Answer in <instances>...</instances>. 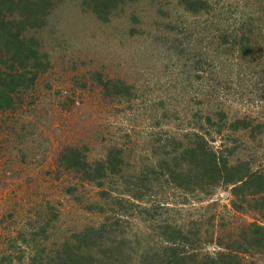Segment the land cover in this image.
Masks as SVG:
<instances>
[{"label": "rangeland", "instance_id": "rangeland-1", "mask_svg": "<svg viewBox=\"0 0 264 264\" xmlns=\"http://www.w3.org/2000/svg\"><path fill=\"white\" fill-rule=\"evenodd\" d=\"M194 1L132 0L101 16L80 0H56L28 32L38 46L34 83L0 108V264L6 255L29 262L27 240L48 222L51 237L99 224L103 214L85 206L110 205L87 172L111 166L122 172L101 181L125 199L114 200L127 212L119 231L128 237L118 236L125 253L140 254L152 239L160 256L159 227L169 218L199 225L210 251L220 249L206 239L217 230L233 246L254 242L244 234L252 222L264 224L261 195L240 201L236 184L189 194L169 181V169L182 161L174 152L206 128L230 163L264 169V0H208L199 13ZM244 30L254 32L252 44ZM243 44L258 50L243 53ZM246 119L262 129L236 127ZM262 250L252 247L245 260L264 264Z\"/></svg>", "mask_w": 264, "mask_h": 264}, {"label": "trees", "instance_id": "trees-1", "mask_svg": "<svg viewBox=\"0 0 264 264\" xmlns=\"http://www.w3.org/2000/svg\"><path fill=\"white\" fill-rule=\"evenodd\" d=\"M55 1L0 0V108L11 106L15 102L14 95L19 87L34 83L35 70L39 69L37 64L39 61L38 46L35 39L28 36V32L43 25L47 13ZM80 1L82 5L94 13L106 16L132 0ZM194 2L200 4L196 13L207 12L211 6L208 0H196ZM246 30L243 32L246 34L244 41L252 44L254 32L252 30L247 32ZM28 38H32L33 41L29 46L26 45ZM225 39L228 38L225 37ZM228 43L232 42L228 41ZM251 44H246V47L243 44L240 49L241 52L253 53V45ZM201 78H205L204 86L205 90H208L212 84L206 81L205 76ZM111 82V80L110 82H103L104 93H111V87L114 85ZM205 94L207 97L210 96L209 93ZM211 116L208 113L207 118L209 119ZM236 122V127L240 129L253 128V131L263 126L260 121L255 125L252 119L236 120ZM227 125L233 131L235 130L234 124L225 122L223 127L226 128ZM218 127L221 129L222 126ZM259 133L261 134L263 131L259 130ZM210 135L211 128H206L202 133L196 134V139L193 141L190 139L184 150L174 152L181 155L182 161L181 164H177L172 160L173 164L169 169V181L172 180L175 185H177L175 181H179L178 186L183 187L189 194L206 193V190L208 191L209 187H213V185L236 184L233 187V192L237 198L241 199L240 201L245 200L241 197L245 193L259 194L264 198V169H254L250 163L246 165L239 164L238 161L235 164L230 163L223 151H218L213 146L214 139ZM183 161L186 165L185 169H182ZM122 163L123 157L119 156L115 164L122 165ZM121 172L122 169L116 170L112 166L103 168V172L99 175L95 173L94 168L87 172L88 182L102 187L103 191L98 192L99 199H103L110 205L107 210L104 209V204L102 205L97 201L89 202L85 206L93 213L103 214L101 222L99 224L90 223L70 230L64 235L56 234L54 237H51L49 232L47 233L50 226L48 222L43 226V229L41 227L40 234L32 236L31 240H27L28 243L25 247L28 252H31L27 256L29 262L26 264H256L248 259L246 261V255L251 254L252 247L264 251V224L252 222L251 228L244 234L246 240L250 235L254 240L253 243L248 242V246L240 244L233 246L230 243L231 237H223L217 230V233H211L206 236V239L209 240H207L208 243L217 244L220 249L210 251L203 247L205 240L201 239L202 232L199 225L189 224L184 219L181 220L182 218H169L163 220L165 225L159 227L163 229L162 233L164 234L161 236L160 242H157V246L162 249L160 256L151 252V248L157 241L152 239L149 243L150 246L146 244L147 247L151 248L143 250L140 254L132 253L135 250L131 249L125 253L122 244L118 241V236L121 234L120 237L123 235L128 237L127 228L119 231L120 227L122 228L121 222L126 221L127 212L116 209V204H114L115 198L125 199L117 190L114 194L110 187L105 186L106 184L101 181L108 180L111 176L119 175ZM156 221L152 220V222ZM2 264H13V258L8 255L3 256Z\"/></svg>", "mask_w": 264, "mask_h": 264}]
</instances>
